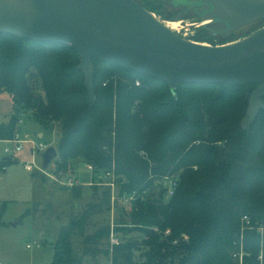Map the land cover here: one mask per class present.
Listing matches in <instances>:
<instances>
[{
	"label": "trees",
	"instance_id": "obj_1",
	"mask_svg": "<svg viewBox=\"0 0 264 264\" xmlns=\"http://www.w3.org/2000/svg\"><path fill=\"white\" fill-rule=\"evenodd\" d=\"M136 1L151 12H159L158 6L166 2ZM263 25L261 18L247 27L251 33ZM215 37L201 28L194 40L212 45ZM234 37L229 33L218 39L223 44ZM92 61L95 96L90 100L76 50L0 32V94H8L14 108L8 121L0 123V140L17 134L19 109L30 111L43 128L54 124L59 129L53 174L64 178L76 161L96 170L114 166L118 193L136 192L131 206L116 203L115 209L129 208L130 221L116 222L113 230L116 235L136 231L137 238H122L100 250L111 225L90 233L86 227L104 206L110 210V191L90 185L91 200L61 228L50 264H77L74 235L82 239L84 255L104 251L111 264H238L232 254L240 243L243 263L259 264L256 228L264 229V108L246 129L240 126L247 97L257 85L181 83L171 88L165 81ZM14 162L11 157L0 159V172ZM171 175L178 178L171 197H165L163 188L152 190L155 181ZM144 190L151 193L142 197ZM72 193L79 200L81 186H74ZM6 205L0 203V217ZM166 229L170 236L164 238ZM140 248L144 251L135 257Z\"/></svg>",
	"mask_w": 264,
	"mask_h": 264
},
{
	"label": "water",
	"instance_id": "obj_2",
	"mask_svg": "<svg viewBox=\"0 0 264 264\" xmlns=\"http://www.w3.org/2000/svg\"><path fill=\"white\" fill-rule=\"evenodd\" d=\"M210 34H223L264 18V0H191ZM217 25L219 27H217ZM0 32L69 46L90 100L95 96L93 59L165 81L226 85L256 84L248 95L246 129L264 108V25L230 43L184 39L136 0H0ZM57 157L42 153V169Z\"/></svg>",
	"mask_w": 264,
	"mask_h": 264
},
{
	"label": "rangeland",
	"instance_id": "obj_3",
	"mask_svg": "<svg viewBox=\"0 0 264 264\" xmlns=\"http://www.w3.org/2000/svg\"><path fill=\"white\" fill-rule=\"evenodd\" d=\"M158 10L159 12H153L157 19L165 22L168 27L174 24L175 29L172 28V31L184 39L195 41L194 36L202 26L195 28L190 24L197 22L200 25L202 21L191 18L170 19L168 17L167 2L160 5V7L158 6ZM217 27L219 26L217 25ZM250 30L249 27H245L234 32L236 37L226 43L241 39L250 34ZM218 38L219 36H216L213 39L215 44L212 45L222 44ZM203 43L211 44L207 41ZM13 114L12 98L6 93H1L0 123L7 122ZM16 114L18 115V121H20L17 122L19 138H30L35 143L41 142L46 147H56L60 135L56 125L52 124L48 128H43L34 120L32 112L27 110L19 109ZM39 133H43V136L38 137ZM13 145L12 142L0 140V159L11 156L12 159H17V162L6 166L5 170L0 172V203L7 202L0 217V220L4 222V225L0 226V261L2 264H50L53 259V246L61 228L68 223L70 214L83 210L86 203L91 200L92 187L80 183L91 181L93 175L85 168L83 162H74L73 172L67 176H72L78 180L79 183L75 186H81L82 188L80 199L75 200L72 196L73 187L66 188L59 184V181L66 180L67 176L59 178L56 174H53L54 160L49 163L46 169H42V153L45 148L31 151V144L24 143L23 149L14 152V154L8 155L3 151L5 146ZM32 159L35 168L30 172L25 169L24 164ZM172 176L178 180L177 176ZM154 184L152 190L157 192L160 189L158 188L159 181H155ZM103 188L100 187L98 191ZM118 206L120 205L118 204ZM73 207H75L74 210ZM127 209L117 208L112 212L111 208L109 210L104 206L101 212L90 218L86 232H93L103 224L109 223L111 225V223L130 221L129 208ZM256 231L260 235L259 254H261L264 252V229L256 228ZM117 236L119 239L137 238L139 234L136 231H131L126 235L119 233ZM98 247L100 250L109 247V239L101 241ZM72 250L74 257L77 259V264H111L110 254H105L104 251L84 255L82 253V239L76 235L72 236ZM143 251L144 249L140 248L135 251L134 256L136 257ZM164 264H169V262L166 261ZM240 264L244 263L241 262Z\"/></svg>",
	"mask_w": 264,
	"mask_h": 264
},
{
	"label": "built area",
	"instance_id": "obj_4",
	"mask_svg": "<svg viewBox=\"0 0 264 264\" xmlns=\"http://www.w3.org/2000/svg\"><path fill=\"white\" fill-rule=\"evenodd\" d=\"M136 84L138 85L139 82L136 81ZM4 141L12 142L14 144L13 146L4 147L3 151L8 155L14 154V152H18L22 150L24 143L31 144V147H30L31 151H34L35 149L42 150L46 148V146H44L41 142L35 143V141L31 140L30 138L21 139L18 137L17 134L15 135L13 139L4 140ZM84 166L87 170L91 172L93 176L91 177L92 178L91 181L87 183L83 182L80 184L97 185L100 187L108 188L110 191V205H111L110 208L112 212L115 210L116 203H119L120 205H124V206L132 205V201L136 197V192L134 191L131 194H122V195L118 193L119 181H118V176L115 173L114 166H112L111 169H108V170H96L94 166L91 164H84ZM24 167L27 171H30V172L33 171V169L35 168L34 160L32 159L30 162L25 163ZM99 172L101 173L100 175H99ZM78 183H79L78 180H76L72 176H67L66 180L59 181V184L66 188H72ZM177 186H178V180L174 176L171 175V176L162 177L159 180L158 188L165 189V197L169 198L174 194ZM148 192L149 190H144L142 197L148 195ZM242 222L247 223L248 222L247 217L244 216L242 218ZM113 227H114V224L111 223V231L109 235V246L110 247H112L113 245L117 244L120 241V239L114 232ZM153 230L157 232L158 228L153 227ZM161 234L163 235L164 238H167L170 236V230L166 229ZM184 237L185 235L182 234L181 238L184 239ZM177 241H179V239H175L173 242L176 243ZM243 255H244V251L242 249V243H240L239 248L233 252L232 257L237 260L238 264H240L241 262H243ZM258 260H259V264H264L263 253L258 255Z\"/></svg>",
	"mask_w": 264,
	"mask_h": 264
},
{
	"label": "flooded vegetation",
	"instance_id": "obj_5",
	"mask_svg": "<svg viewBox=\"0 0 264 264\" xmlns=\"http://www.w3.org/2000/svg\"><path fill=\"white\" fill-rule=\"evenodd\" d=\"M188 1L190 2L191 0H166V2L168 3V17L172 20H178L180 18H191V19H195L196 21L199 20V12L201 11V9H198L197 7L193 6V4L188 3ZM165 24V22H163ZM166 25V24H165ZM203 24L200 23V25L197 22H193L192 24H190V26H194L195 28H197L198 26H202ZM243 26L240 27L236 30L233 31H229L227 33H221V34H210L206 29V32L208 34V36H222V35H229V33H234L242 28L247 27ZM169 28L172 30V28L175 29V25H171L169 26ZM204 29V28H203ZM190 40V39H189ZM202 44H207V43H202ZM208 45V44H207Z\"/></svg>",
	"mask_w": 264,
	"mask_h": 264
},
{
	"label": "crops",
	"instance_id": "obj_6",
	"mask_svg": "<svg viewBox=\"0 0 264 264\" xmlns=\"http://www.w3.org/2000/svg\"><path fill=\"white\" fill-rule=\"evenodd\" d=\"M18 134V137H19V133H17ZM40 136H43V133H39L38 134V137H40ZM12 157V156H11ZM5 158V157H4ZM81 185H84V186H90V185H88V184H81ZM74 187V186H73ZM0 264H2V262L0 261Z\"/></svg>",
	"mask_w": 264,
	"mask_h": 264
},
{
	"label": "bare ground",
	"instance_id": "obj_7",
	"mask_svg": "<svg viewBox=\"0 0 264 264\" xmlns=\"http://www.w3.org/2000/svg\"><path fill=\"white\" fill-rule=\"evenodd\" d=\"M209 22L208 20L202 21V24ZM202 44V43H201ZM207 45V44H206Z\"/></svg>",
	"mask_w": 264,
	"mask_h": 264
}]
</instances>
